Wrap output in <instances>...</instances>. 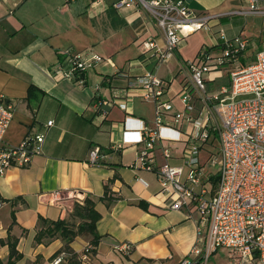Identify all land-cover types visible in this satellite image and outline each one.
Listing matches in <instances>:
<instances>
[{"label":"crops","instance_id":"0c3cea01","mask_svg":"<svg viewBox=\"0 0 264 264\" xmlns=\"http://www.w3.org/2000/svg\"><path fill=\"white\" fill-rule=\"evenodd\" d=\"M116 1L0 0V96L14 109L3 142L17 146L27 135H44L41 153L29 166L11 168L0 177L1 264L9 258L8 241H15L20 255L14 264H50L64 243L58 237L35 243L38 217L67 220L74 203L86 196L100 214L96 232L101 236L87 264H180L195 243L198 216L167 208L156 173L137 164L141 146L114 147L120 144L123 130L149 127L155 118L154 104L138 101L140 92L129 90L128 84L155 71L168 81V98L174 109H180V86L174 74L188 60L181 46L155 68L141 47L149 33L160 38L154 22L135 5L113 8ZM182 1L197 14L213 17L209 22V31L215 33L213 47L219 43L215 36L219 28L232 39L239 34L248 37L247 17H261L264 23V14L248 13V0ZM259 8L264 11V0ZM258 39L264 44V28ZM68 49L92 52L110 64L87 71L83 82L55 79L52 73ZM108 99H115L116 105L101 104ZM48 121L53 122L49 128ZM95 149L97 157L92 160ZM182 150V144L175 145L170 165L183 164ZM152 156L154 167L164 163L157 149ZM203 176L202 187L209 191L210 177L205 185ZM105 189L113 199L108 204L99 200ZM54 193H59L55 201ZM90 240L79 236L69 246L81 255ZM121 244L131 247L127 256L118 250ZM227 255L228 264H246Z\"/></svg>","mask_w":264,"mask_h":264},{"label":"built area","instance_id":"2783aa9c","mask_svg":"<svg viewBox=\"0 0 264 264\" xmlns=\"http://www.w3.org/2000/svg\"><path fill=\"white\" fill-rule=\"evenodd\" d=\"M248 1V13L264 14L259 8L261 0ZM127 5L140 6L154 20L160 38L149 33L141 47L155 68L171 59L189 35L211 28L213 17L197 14L182 0H117L112 6L123 9ZM217 38L215 50L202 48L192 61L178 67L180 109H174L167 84L155 71L128 84L129 90L140 92L143 101L154 104L155 118L149 127L143 124L123 130L120 144L114 147L141 146L136 152L137 164L156 173L167 208L198 216L195 243L180 264H194L197 259L205 264L220 249L246 264H264V49L255 54L253 62L242 65L248 39H227L222 30ZM101 64L110 61L92 52L68 49L61 53L52 75L58 80L83 82L82 76ZM222 79L224 84L211 92L207 89L208 84ZM101 104L111 108L116 101ZM13 112V106L0 96V177L11 168L29 166L41 153L44 141V135L37 134L27 135L17 146L5 144L3 136ZM52 125V121L46 123L48 128ZM214 143L218 151L209 154L206 162L217 167L218 182L210 192L202 187L205 168L201 153ZM177 144L183 145V164L172 166L168 161ZM155 149L164 161L159 167L153 164ZM97 152L92 151V160ZM53 196L54 201L59 199V193ZM118 250L125 256L130 253L127 244L119 245ZM62 260L61 254L52 264Z\"/></svg>","mask_w":264,"mask_h":264},{"label":"trees","instance_id":"16d2710c","mask_svg":"<svg viewBox=\"0 0 264 264\" xmlns=\"http://www.w3.org/2000/svg\"><path fill=\"white\" fill-rule=\"evenodd\" d=\"M202 48H204V46H202L201 49ZM215 49L216 46L207 50L212 51ZM242 65H244L243 59ZM209 180L211 181L213 186L212 189L214 190L218 182V175L215 174L211 176ZM210 191L212 192L211 189ZM99 200L106 201L108 204L112 202L113 199L107 197V190L105 189L103 197ZM138 206L144 210L147 209L146 205L143 203H139ZM75 219L79 221L74 222ZM99 219L100 214L95 210V203L93 199L89 196H86L80 203H74L73 210L67 220L58 219L56 221H50L39 216L37 219L38 229L35 233L34 241L37 244H42L58 237L63 241L64 244L63 247L54 255L55 257L64 253L66 255L64 258V264H86L82 261V256H94L101 238V236H99L96 232V223L99 221ZM79 236L91 237L88 246L81 253V255L75 253L69 246V244ZM7 244L9 247V258L6 264H14V261L19 259L20 255L16 251L15 241H8Z\"/></svg>","mask_w":264,"mask_h":264},{"label":"rangeland","instance_id":"374dc122","mask_svg":"<svg viewBox=\"0 0 264 264\" xmlns=\"http://www.w3.org/2000/svg\"><path fill=\"white\" fill-rule=\"evenodd\" d=\"M139 7L141 10H144L143 8H141L140 6H137ZM146 11V10H144ZM147 12V11H146ZM148 13V12H147ZM149 15V14H148ZM209 16V15H208ZM150 17V15H149ZM150 19L154 22V20L150 17ZM247 21H248V24H250V26H248V28L246 29L247 33L249 35H247L248 37L245 36V34H239V35H236L235 37L239 36L241 38H248L249 40V45H248V48L245 50V53H244V60H243V63L244 64H250L251 62H253L254 60V57H255V54L264 49V44H258V37H259V30L261 28H264V23L262 21V18L261 17H258V16H251V17H247ZM154 26H155V23H154ZM156 29V28H155ZM218 29V28H217ZM216 29V30H217ZM157 31V30H156ZM221 31L220 28L217 30V32ZM215 32V31H214ZM212 34H215L213 32H206V31H197L191 35H189L184 41H183V44L181 45L182 46V54L183 56L188 60V61H192V59L194 58L195 54L197 53V51L199 50L200 46L203 44L204 46V49H210L211 47V44H212V38H213V35ZM156 39L157 36L155 34H153ZM217 36V34L215 35ZM217 39L215 38V41ZM180 46V47H181ZM175 54V53H174ZM164 67V66H163ZM178 73V69L176 70V73L174 74V79L175 81L179 82L181 80V75H178L176 76ZM161 76V75H160ZM160 78V77H159ZM161 79L165 84H167L168 81H165V77H162L161 76ZM222 81V80H221ZM220 80H216L214 81L212 84H209L207 85V89L211 92V90H214L218 85H220L222 82ZM137 100L138 101H141V98L140 97H137ZM154 114V112H153ZM153 119H154V116H153ZM46 126V125H45ZM214 145V146H213ZM213 145H211V147L207 149H204V151L201 153V161H202V165H203V168H205V177H206V180L204 182L205 185H207V175L209 177L215 175L217 173V167L216 166H210L208 162H206L209 154L213 153V155H216L217 151H218V146L216 143H214ZM204 176H202L203 178ZM209 179V178H208ZM209 183V182H208ZM203 184V185H204ZM212 185V183H211ZM209 187V186H207ZM213 186L209 189H211L213 191ZM210 191V190H209ZM211 192V191H210ZM3 203V202H2ZM79 220H74V222H78ZM88 246V245H87ZM86 246V247H87ZM85 247V248H86ZM129 247V252H131V247L128 245ZM85 250V249H84ZM83 250V251H84ZM82 251V252H83ZM61 255V254H60ZM63 255V260L64 258L66 257V255L64 253H62ZM85 256V255H83ZM82 256V257H83ZM234 257V256H233ZM56 258V257H55ZM90 255L89 256H86V258L84 260H82L84 263H88L89 259H90ZM235 258V257H234ZM62 260V263L61 264H64V261ZM209 260V261H208ZM206 261L205 264H228V255H227V252L226 250L224 249H220L218 250V252L212 256H210V259H208ZM240 260V259H239ZM54 261V260H53ZM53 261L50 263L52 264ZM241 261V260H240ZM244 263V262H243Z\"/></svg>","mask_w":264,"mask_h":264}]
</instances>
